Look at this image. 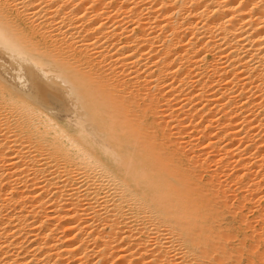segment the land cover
I'll return each mask as SVG.
<instances>
[{
	"label": "bare ground",
	"instance_id": "obj_1",
	"mask_svg": "<svg viewBox=\"0 0 264 264\" xmlns=\"http://www.w3.org/2000/svg\"><path fill=\"white\" fill-rule=\"evenodd\" d=\"M244 263L264 0H0V264Z\"/></svg>",
	"mask_w": 264,
	"mask_h": 264
},
{
	"label": "rangeland",
	"instance_id": "obj_2",
	"mask_svg": "<svg viewBox=\"0 0 264 264\" xmlns=\"http://www.w3.org/2000/svg\"><path fill=\"white\" fill-rule=\"evenodd\" d=\"M43 86H45L44 88H47V89H49V87H47L46 85H43ZM50 91H51V93L53 94V95H58V93H56L55 91H53V90H51V89H49ZM59 96V95H58ZM49 104H50V106H51V103H52V101H49L48 102ZM60 105H58V106H56V108L59 110V109H61L63 106L61 105V103H59ZM237 227L238 226H235L234 228H231V227H229L228 229H229V231L230 232H237ZM245 262V261H244ZM245 264V263H244Z\"/></svg>",
	"mask_w": 264,
	"mask_h": 264
},
{
	"label": "snow or ice",
	"instance_id": "obj_3",
	"mask_svg": "<svg viewBox=\"0 0 264 264\" xmlns=\"http://www.w3.org/2000/svg\"><path fill=\"white\" fill-rule=\"evenodd\" d=\"M101 159L103 160V163H104L107 167H109V168L115 170V169H114V163H113L112 160L105 159V158H103V157H101Z\"/></svg>",
	"mask_w": 264,
	"mask_h": 264
}]
</instances>
